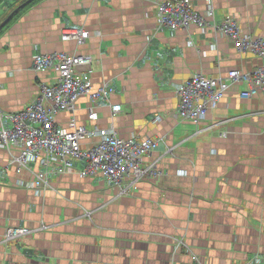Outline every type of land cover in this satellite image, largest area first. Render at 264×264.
<instances>
[{
	"label": "crops",
	"instance_id": "1",
	"mask_svg": "<svg viewBox=\"0 0 264 264\" xmlns=\"http://www.w3.org/2000/svg\"><path fill=\"white\" fill-rule=\"evenodd\" d=\"M164 1L174 0H0V24L15 12L0 31V113L26 108L58 79L56 70H33L37 55H88L94 89L114 92L98 104L80 96L73 111L55 115L57 127L160 142L144 158L160 175L129 194L100 175L82 178L83 163L53 177L47 190L29 189L38 167L17 174L10 163L18 152L0 149V264H248L255 257L264 264V95L243 100L248 86L229 82L231 71L250 73L262 61L212 29L159 31ZM191 2L206 15V0ZM212 4L217 24L232 17L243 34L264 39V0ZM66 28L90 36L63 41ZM196 75L230 83L198 125L178 117L177 93ZM11 226L44 229L3 243Z\"/></svg>",
	"mask_w": 264,
	"mask_h": 264
},
{
	"label": "built area",
	"instance_id": "2",
	"mask_svg": "<svg viewBox=\"0 0 264 264\" xmlns=\"http://www.w3.org/2000/svg\"><path fill=\"white\" fill-rule=\"evenodd\" d=\"M206 1L210 6L206 15L197 13L191 0L160 2L157 5L158 30L175 32L192 25L200 28L202 33L212 29L232 40L239 52L254 53L264 59L263 40L244 35L232 17H226L217 24L212 0ZM89 36V32L82 28H66L61 39L83 44ZM91 64L90 56H69L64 53L37 55L33 60L34 70H56L59 74L57 81L42 86L36 99L25 111L8 116L0 115V149L18 152L17 157L10 163L15 167L16 173L31 172L33 166L38 167L37 171H33L34 180L27 186L29 189L47 190L50 188L52 177L71 172L78 163L84 164L80 171L82 178L100 175L119 188L123 194H129L140 181L160 175L154 163H144V158L159 146L158 140H123L117 137L114 130L89 131L72 125L75 128L73 131L62 132L57 127L55 115L61 111H73L80 96L86 95L97 104L109 102L114 90L111 85L94 89L87 78ZM81 68L84 69L82 73L79 72ZM229 82L244 83L248 86L247 90L240 94L243 100L260 93L264 95V63L257 70L247 74L237 70L231 71ZM230 83L196 75L180 85L177 90L178 117L200 124L210 110L219 107ZM112 111L118 114L122 108L115 105ZM96 118L97 115L91 110L89 119ZM3 120L11 124L10 129L3 126ZM95 136L99 137V141L94 147L82 148V141ZM126 177H130V180L125 182ZM35 231L37 230L11 226L4 234L3 243ZM179 245L184 244L180 242ZM194 260L198 262L197 258ZM262 263L263 259L258 257L248 262Z\"/></svg>",
	"mask_w": 264,
	"mask_h": 264
},
{
	"label": "rangeland",
	"instance_id": "3",
	"mask_svg": "<svg viewBox=\"0 0 264 264\" xmlns=\"http://www.w3.org/2000/svg\"><path fill=\"white\" fill-rule=\"evenodd\" d=\"M62 34H63V31H62ZM62 34H61V36H62ZM245 35V34H244ZM254 39H261V40H263V42H264V39H262V38H254ZM241 53H247V52H241ZM254 56H256L257 58H259L261 61H262V63L256 68V70L259 68V67H261L262 65H263V63H264V59L263 58H261L259 55H257V54H254V53H252ZM80 56H88V55H80ZM33 70H34V67H33ZM35 71V70H34ZM35 72H37V71H35ZM37 73H39V72H37ZM57 81V80H56ZM55 83V82H54ZM53 84V83H52ZM39 93V92H38ZM38 96V95H37ZM256 97V96H255ZM241 98V97H240ZM253 98V97H252ZM252 98H250V99H252ZM250 99H245V100H250ZM29 106V105H28ZM26 110V108H24V109H22V110H20V111H18V112H15V113H12V114H19V113H21V112H23V111H25ZM3 113H0V115H2ZM209 114V112L207 113V115ZM4 115V114H3ZM8 115H11V114H8ZM8 115H5V116H8ZM207 115H206V117H207ZM205 117V118H206ZM95 120V119H94ZM205 120V119H204ZM184 121H188V120H184ZM188 122H191V121H188ZM192 123V122H191ZM195 125H198V124H195ZM63 132V131H62ZM139 141V140H138ZM75 167V166H74ZM74 169V168H73ZM62 175V174H61ZM58 176V175H57ZM54 177H56V176H54ZM53 178V177H52ZM51 178V179H52ZM50 184H51V180H50ZM43 229H44V227H42ZM42 228H40V229H42ZM40 229H37V231L38 230H40ZM33 230H36V229H33Z\"/></svg>",
	"mask_w": 264,
	"mask_h": 264
},
{
	"label": "water",
	"instance_id": "4",
	"mask_svg": "<svg viewBox=\"0 0 264 264\" xmlns=\"http://www.w3.org/2000/svg\"><path fill=\"white\" fill-rule=\"evenodd\" d=\"M31 1L27 2V5ZM19 11V10H18ZM15 12L11 13L1 24H0V31L11 21V19L14 17Z\"/></svg>",
	"mask_w": 264,
	"mask_h": 264
},
{
	"label": "bare ground",
	"instance_id": "5",
	"mask_svg": "<svg viewBox=\"0 0 264 264\" xmlns=\"http://www.w3.org/2000/svg\"><path fill=\"white\" fill-rule=\"evenodd\" d=\"M241 73V72H240ZM251 73V72H250ZM247 74V73H246ZM146 180V179H145Z\"/></svg>",
	"mask_w": 264,
	"mask_h": 264
}]
</instances>
